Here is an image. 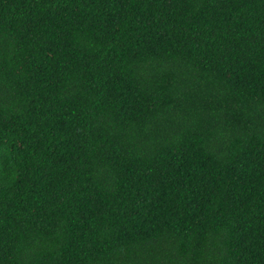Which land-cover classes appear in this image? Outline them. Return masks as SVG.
I'll return each instance as SVG.
<instances>
[{
  "label": "trees",
  "instance_id": "1",
  "mask_svg": "<svg viewBox=\"0 0 264 264\" xmlns=\"http://www.w3.org/2000/svg\"><path fill=\"white\" fill-rule=\"evenodd\" d=\"M0 264H264V0H0Z\"/></svg>",
  "mask_w": 264,
  "mask_h": 264
}]
</instances>
